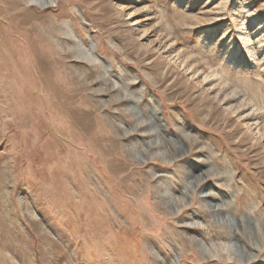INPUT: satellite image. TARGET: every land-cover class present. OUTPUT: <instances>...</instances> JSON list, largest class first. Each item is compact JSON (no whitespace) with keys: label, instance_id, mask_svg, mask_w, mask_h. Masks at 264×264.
<instances>
[{"label":"rangeland","instance_id":"374dc122","mask_svg":"<svg viewBox=\"0 0 264 264\" xmlns=\"http://www.w3.org/2000/svg\"><path fill=\"white\" fill-rule=\"evenodd\" d=\"M0 264H264V0H0Z\"/></svg>","mask_w":264,"mask_h":264},{"label":"bare ground","instance_id":"6f19581e","mask_svg":"<svg viewBox=\"0 0 264 264\" xmlns=\"http://www.w3.org/2000/svg\"><path fill=\"white\" fill-rule=\"evenodd\" d=\"M210 207H211L212 209H214L215 212H216V210H217L216 207H217V206H216L215 204H210ZM217 211H218V210H217Z\"/></svg>","mask_w":264,"mask_h":264}]
</instances>
